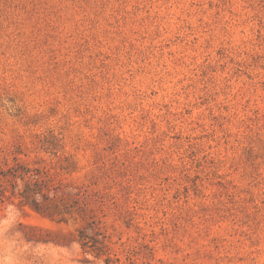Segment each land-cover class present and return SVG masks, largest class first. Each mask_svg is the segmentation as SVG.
I'll return each mask as SVG.
<instances>
[{
  "label": "rangeland",
  "instance_id": "374dc122",
  "mask_svg": "<svg viewBox=\"0 0 264 264\" xmlns=\"http://www.w3.org/2000/svg\"><path fill=\"white\" fill-rule=\"evenodd\" d=\"M0 264H264V0H0Z\"/></svg>",
  "mask_w": 264,
  "mask_h": 264
},
{
  "label": "trees",
  "instance_id": "16d2710c",
  "mask_svg": "<svg viewBox=\"0 0 264 264\" xmlns=\"http://www.w3.org/2000/svg\"><path fill=\"white\" fill-rule=\"evenodd\" d=\"M35 184H36V183H35ZM37 187H39L38 184H37ZM35 191H37V193H38V191H39L38 188H37ZM81 237H82V239H83V244H82V245H83V246H86V245H87V242H85V239H86V238H84V236H81Z\"/></svg>",
  "mask_w": 264,
  "mask_h": 264
}]
</instances>
